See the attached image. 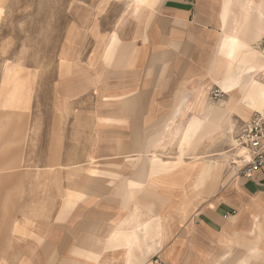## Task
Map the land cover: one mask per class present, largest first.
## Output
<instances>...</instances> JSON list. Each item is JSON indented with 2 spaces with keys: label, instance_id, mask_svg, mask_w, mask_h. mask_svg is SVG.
Segmentation results:
<instances>
[{
  "label": "crops",
  "instance_id": "crops-1",
  "mask_svg": "<svg viewBox=\"0 0 264 264\" xmlns=\"http://www.w3.org/2000/svg\"><path fill=\"white\" fill-rule=\"evenodd\" d=\"M263 13L264 0H144L121 19L94 55L104 70L91 67L99 107L91 111V154L101 150L105 159L91 161V204L30 228L23 257L12 264H153L155 257L163 264H264L263 170L224 178L222 167L209 192L208 183L196 189L210 177L201 178L204 161L158 174L153 155H144L156 147L151 139L162 145L208 116L203 94L223 77V41L240 40L247 53L263 48Z\"/></svg>",
  "mask_w": 264,
  "mask_h": 264
},
{
  "label": "rangeland",
  "instance_id": "rangeland-1",
  "mask_svg": "<svg viewBox=\"0 0 264 264\" xmlns=\"http://www.w3.org/2000/svg\"><path fill=\"white\" fill-rule=\"evenodd\" d=\"M131 5L132 0H0V264L23 257L30 228L66 220L91 204V161L105 160L101 150L91 154L97 144L91 138V111L99 108L93 105L91 67L104 70L94 55L104 50L121 19L131 15ZM222 47L223 77L203 94L208 113L228 100L224 77L239 76L246 65L227 56L224 41ZM263 48L250 51L264 59ZM247 119L224 114L218 127L209 116L198 117L201 123L194 128L186 123L178 138L163 139L162 145L161 138L151 139L148 145L156 147L144 153L153 155L151 172L197 160L223 164L224 178L239 175L236 167L247 155L240 143ZM215 178L197 183L196 189L208 183L213 192Z\"/></svg>",
  "mask_w": 264,
  "mask_h": 264
},
{
  "label": "bare ground",
  "instance_id": "bare-ground-1",
  "mask_svg": "<svg viewBox=\"0 0 264 264\" xmlns=\"http://www.w3.org/2000/svg\"><path fill=\"white\" fill-rule=\"evenodd\" d=\"M132 1H133V8L131 12L135 13L144 0H132ZM254 8L257 11L259 10V12H261L258 4H256ZM242 49H243V43L240 40H237L235 38H231L230 40L225 39L224 51L227 54V56L232 59L238 58L240 63L246 65L245 67H242L244 73H241L239 76L226 75V77H224L223 88L227 92L228 100L225 102V105L222 107H213L208 115L213 121H215V124H217L218 127L220 123L223 121L224 114L229 115L233 112L243 111L244 115L242 114V119L245 120L252 111L260 110L264 107V82L260 80V74L264 71V59H261V55L258 56L257 52L255 51H251L247 53ZM237 51L239 52L240 57L234 56L237 54ZM231 87H234L236 91L235 92L230 91L229 88ZM235 93L239 94L238 99L235 98ZM198 103H199L198 107H203L202 106L203 100H198ZM186 108L188 110L195 111L192 106H186ZM197 122L201 123L200 121L193 122L191 124L193 128L197 126ZM222 167L223 164L218 163V166H216L215 162L214 163L205 162L204 167L201 171V176L202 177L210 176L209 178L213 179L215 174L221 171ZM208 170H213V171L209 172ZM146 229H147V225H145V230Z\"/></svg>",
  "mask_w": 264,
  "mask_h": 264
},
{
  "label": "built area",
  "instance_id": "built-area-1",
  "mask_svg": "<svg viewBox=\"0 0 264 264\" xmlns=\"http://www.w3.org/2000/svg\"><path fill=\"white\" fill-rule=\"evenodd\" d=\"M240 141L247 155L236 167L239 174L250 178L256 171H264V115L256 112L244 122ZM152 261L153 264H163L158 257Z\"/></svg>",
  "mask_w": 264,
  "mask_h": 264
}]
</instances>
